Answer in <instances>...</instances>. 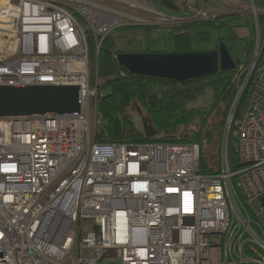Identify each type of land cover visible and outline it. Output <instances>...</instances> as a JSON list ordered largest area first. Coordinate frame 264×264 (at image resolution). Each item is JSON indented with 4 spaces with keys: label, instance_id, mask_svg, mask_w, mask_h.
<instances>
[{
    "label": "built area",
    "instance_id": "built-area-1",
    "mask_svg": "<svg viewBox=\"0 0 264 264\" xmlns=\"http://www.w3.org/2000/svg\"><path fill=\"white\" fill-rule=\"evenodd\" d=\"M148 1L0 7V87L81 90L78 114L0 117V264H264V0L261 9L255 0H186L188 19ZM209 2L236 15L247 9L255 26L219 170H201L195 143H98L102 91L90 37L98 57L126 28L113 58L143 54L161 26L217 20ZM10 27L16 44L7 46Z\"/></svg>",
    "mask_w": 264,
    "mask_h": 264
},
{
    "label": "trees",
    "instance_id": "trees-1",
    "mask_svg": "<svg viewBox=\"0 0 264 264\" xmlns=\"http://www.w3.org/2000/svg\"><path fill=\"white\" fill-rule=\"evenodd\" d=\"M212 23V22H211ZM210 24V23H203ZM193 24L174 26V31L187 29ZM123 30L117 32L115 38L110 35L104 40L98 57L94 48V39L90 37L91 63H98L99 78H103L100 85L102 98L98 110L103 119L104 127L99 132L98 143H195L201 148V170L205 173H215L210 167L204 152V141H211L212 135L200 127L191 138L181 140L165 138L164 135L178 134L182 126L188 127L194 118H203L200 110L189 108L199 98L211 90L215 106L225 103L230 110L237 93L236 73L240 66L236 61V68L231 71L219 72L216 75L179 83L170 80L132 75L126 71L112 56L116 44L122 39ZM151 32L152 28H145ZM176 53L194 52L191 49V35L188 32L176 34ZM252 51L250 49L249 55ZM151 53L149 48L144 54ZM158 53V52H156ZM93 66V67H94ZM105 91L109 92L105 94ZM243 98L240 107L245 101ZM139 106L152 122L157 135L147 137L127 116L126 111L131 106ZM228 110V114H229ZM228 119V116H227ZM204 125V124H203ZM230 159L235 161V153L230 142Z\"/></svg>",
    "mask_w": 264,
    "mask_h": 264
},
{
    "label": "rangeland",
    "instance_id": "rangeland-1",
    "mask_svg": "<svg viewBox=\"0 0 264 264\" xmlns=\"http://www.w3.org/2000/svg\"><path fill=\"white\" fill-rule=\"evenodd\" d=\"M186 0H150L149 4L159 11L163 12L168 17H175L178 19H188L190 13L186 11L184 2ZM260 8L259 0H255ZM172 2V3H169ZM247 2V1H246ZM209 5L215 7L213 15L217 16V20L211 22H186V24H193L187 29H179L174 31L176 24L161 26V33L159 38H149L148 48L151 53H174L176 51V34L188 32L191 35V49L194 52H209L217 51L223 43L229 50L234 61L239 65L243 64L249 56L250 49L254 42V20L247 9L242 10L239 14L221 13L222 5H215L209 2ZM261 9V8H260ZM210 23V24H203ZM249 29V35L244 38L240 37V30ZM118 32H113L110 37L115 38ZM104 79H100L103 85ZM109 92L105 91V94ZM189 108L200 110L203 118H194L192 124L188 127L182 126L178 134L173 136L164 135L165 138L181 140L186 137L191 138L195 133L200 130V127L205 131L211 133V141H204V152L206 154L208 163L215 171L220 167V154L224 143L225 129L227 124L228 106L225 103H219L215 106L213 101V93L209 90L205 96L199 98L196 103L189 105ZM138 110L139 106H131L127 109L126 114L130 117L133 124L141 131H144L143 119L147 118L144 111L142 115ZM143 112V111H142ZM97 136L104 127L103 119L97 117ZM92 126L94 127L95 112L91 113ZM204 124V125H203ZM89 222H82V228L88 227Z\"/></svg>",
    "mask_w": 264,
    "mask_h": 264
},
{
    "label": "water",
    "instance_id": "water-1",
    "mask_svg": "<svg viewBox=\"0 0 264 264\" xmlns=\"http://www.w3.org/2000/svg\"><path fill=\"white\" fill-rule=\"evenodd\" d=\"M118 62L132 75L179 83L236 68L223 43L219 50L209 52L122 54ZM80 109L81 90L77 86L0 87V117L73 115ZM143 122L145 135L155 137L152 122L147 118Z\"/></svg>",
    "mask_w": 264,
    "mask_h": 264
},
{
    "label": "bare ground",
    "instance_id": "bare-ground-1",
    "mask_svg": "<svg viewBox=\"0 0 264 264\" xmlns=\"http://www.w3.org/2000/svg\"><path fill=\"white\" fill-rule=\"evenodd\" d=\"M6 3V0H0V7L1 6H4ZM16 31V28L15 27H10L8 29V32L4 35V38H3V43L6 44L7 46H12V45H15L16 44V40L14 38V33ZM0 53H4L3 50H0Z\"/></svg>",
    "mask_w": 264,
    "mask_h": 264
},
{
    "label": "crops",
    "instance_id": "crops-1",
    "mask_svg": "<svg viewBox=\"0 0 264 264\" xmlns=\"http://www.w3.org/2000/svg\"><path fill=\"white\" fill-rule=\"evenodd\" d=\"M221 13H228L229 10L226 7H222V9L220 10Z\"/></svg>",
    "mask_w": 264,
    "mask_h": 264
},
{
    "label": "flooded vegetation",
    "instance_id": "flooded-vegetation-1",
    "mask_svg": "<svg viewBox=\"0 0 264 264\" xmlns=\"http://www.w3.org/2000/svg\"><path fill=\"white\" fill-rule=\"evenodd\" d=\"M155 1V0H154ZM219 50V49H218Z\"/></svg>",
    "mask_w": 264,
    "mask_h": 264
}]
</instances>
